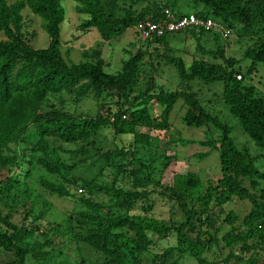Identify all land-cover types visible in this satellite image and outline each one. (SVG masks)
<instances>
[{
	"label": "trees",
	"instance_id": "1",
	"mask_svg": "<svg viewBox=\"0 0 264 264\" xmlns=\"http://www.w3.org/2000/svg\"><path fill=\"white\" fill-rule=\"evenodd\" d=\"M72 1L75 12L86 15L77 30L95 28L103 41L134 30L139 20L162 19L166 9L178 17L211 18L228 33L248 37L242 57L250 64L242 71L240 59L226 54L221 31L199 26L141 40L144 48L114 71L98 48L83 49L85 60L75 63L60 48V0H0V252L9 255L4 264H264V155L238 147L225 119L234 118L264 151V97L244 82L264 66V0H158L139 10L133 5L145 0L122 6L119 0ZM25 8L39 19L46 46H31ZM182 31L195 40L198 53L189 62L171 54V36ZM154 58L174 68L179 88L154 80ZM193 82H218L221 93L202 100ZM64 93L73 103L91 98L96 113L70 112ZM178 100L183 124L204 128L203 138L172 137L170 114ZM151 103L160 107L158 114L151 113ZM106 128L120 143L98 144ZM162 140L216 151L220 176L202 180L191 170L173 169L166 178L178 159L161 148ZM61 144L80 147L66 150ZM66 152L81 155V161L96 156L98 171L76 175L77 163L67 162ZM32 181L73 208L60 221H49L48 205ZM234 199L250 205L242 216L226 209ZM73 249L74 256L68 252Z\"/></svg>",
	"mask_w": 264,
	"mask_h": 264
},
{
	"label": "rangeland",
	"instance_id": "2",
	"mask_svg": "<svg viewBox=\"0 0 264 264\" xmlns=\"http://www.w3.org/2000/svg\"><path fill=\"white\" fill-rule=\"evenodd\" d=\"M14 0H8L12 2ZM120 6L127 5L130 2L128 0H119ZM123 2V3H122ZM149 2H158V0H145L137 2L133 5V8L139 10L144 5ZM60 3L64 9V20L61 23L60 29V48L63 53L68 52V60L72 62L84 61L82 56L83 49L98 48L102 51V57L107 62V68L109 71H114L120 67L121 61L128 58L130 53H135L136 50L141 47L144 48L142 39L133 29H127L121 36H118L110 41H103L97 30L95 28H90L86 32H81L77 30L78 23L86 17V15L78 14L74 10V2L72 0H60ZM184 3V2H183ZM192 6V5H191ZM183 10L190 11L192 8L181 6ZM24 16V31L30 34L29 42L34 48H41L47 45L48 36L40 28L39 19L30 13L28 8L23 11ZM34 32L35 35H32ZM32 35V36H31ZM225 37H222V44L224 45L227 55H232L240 59L239 67L242 71L250 64V60L243 58V50L247 47L251 41L248 37L241 36L238 37L237 33L231 31L229 33H222ZM0 37L2 34L0 33ZM182 31L176 35L171 36L170 47L173 52L171 54L176 56H184L189 62L195 52V40L186 36ZM184 38V39H183ZM209 46H213V42L208 43ZM198 55V53H196ZM206 59H210L208 55L204 56ZM153 59V65L155 71L152 72L154 80L158 84L164 85L168 89L179 88V78L173 67L164 64L162 60ZM107 70V69H106ZM107 70V71H108ZM245 83L252 84L256 86L257 92L264 97V66L258 65L257 71L253 73L248 79L244 80ZM205 85V84H203ZM198 82H193L192 86L194 90H197L198 95L202 100H207L216 97L221 93V84L218 82L205 85ZM220 90V93H219ZM63 98L67 100L66 106L68 110L75 115H94L97 110V105L94 100L89 97L82 98L78 103H73L72 98L63 94ZM57 102V99H53ZM217 109H224L217 105ZM151 113L156 115L160 112V107L154 103H151L150 107ZM184 110L181 108V100H178L174 105V108L170 114V123L172 125V137L176 138L178 135L185 139H201L204 136V128H192L183 124L181 117ZM226 121L230 124L232 131L231 136L234 138L235 143L240 148H247L252 155L263 154L264 151L260 150L259 147L242 131L238 122L225 115ZM141 131H148L146 128H141ZM98 144L104 148L113 147L114 142L120 143V139L115 137L110 129H103L99 131ZM66 150H74L80 147V144H61ZM161 148L168 150L169 153H176L177 165H171L165 177L170 179L173 169H178L181 172L186 170H191L199 175L202 180L206 179H217L220 176V168L217 157V152L212 150L209 151L207 147H202L198 144H174L167 143L166 140L160 142ZM203 151H208L206 158L196 159L193 154L200 153ZM93 156V155H91ZM87 158L85 161H81V155L77 153H62V157L69 163L75 161L77 163V168L74 173L76 175L90 177L98 171L99 161L96 160V156ZM262 163L261 159L256 161V166H260ZM264 167V162L262 163ZM35 190L41 194L43 200L46 201L48 207L45 216L49 221H60L64 218L69 210L73 208V204L68 200L50 195L43 191V188L37 184V182L32 181ZM42 205L41 200H38L37 207L40 208ZM250 207L249 203L245 200L234 199L226 205V209H233L235 212L242 216L244 212ZM178 212L174 213L177 216ZM224 227H227L224 225ZM155 239V238H154ZM169 239L159 240L156 245L152 247L153 252H160L163 247L166 246V242ZM68 252L74 256L76 250H68ZM9 259L8 254L0 252V264H4L6 260ZM58 258L55 259L57 261Z\"/></svg>",
	"mask_w": 264,
	"mask_h": 264
},
{
	"label": "built area",
	"instance_id": "3",
	"mask_svg": "<svg viewBox=\"0 0 264 264\" xmlns=\"http://www.w3.org/2000/svg\"><path fill=\"white\" fill-rule=\"evenodd\" d=\"M188 26H199L204 29L228 33L225 27L211 18L198 19L193 14L178 17L167 9L164 10L162 19L158 21L139 20L134 26V30L143 41H152L156 37L161 36L165 31H175ZM237 78H240V75H237Z\"/></svg>",
	"mask_w": 264,
	"mask_h": 264
},
{
	"label": "clouds",
	"instance_id": "4",
	"mask_svg": "<svg viewBox=\"0 0 264 264\" xmlns=\"http://www.w3.org/2000/svg\"><path fill=\"white\" fill-rule=\"evenodd\" d=\"M143 41V40H142Z\"/></svg>",
	"mask_w": 264,
	"mask_h": 264
}]
</instances>
